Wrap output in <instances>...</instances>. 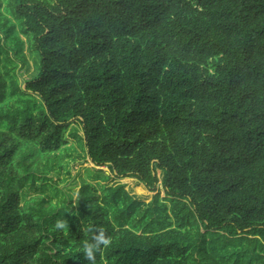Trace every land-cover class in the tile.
<instances>
[{
	"label": "trees",
	"instance_id": "1",
	"mask_svg": "<svg viewBox=\"0 0 264 264\" xmlns=\"http://www.w3.org/2000/svg\"><path fill=\"white\" fill-rule=\"evenodd\" d=\"M79 125L151 203L105 175L27 198ZM104 240L96 264H264V0H0V264Z\"/></svg>",
	"mask_w": 264,
	"mask_h": 264
},
{
	"label": "rangeland",
	"instance_id": "2",
	"mask_svg": "<svg viewBox=\"0 0 264 264\" xmlns=\"http://www.w3.org/2000/svg\"><path fill=\"white\" fill-rule=\"evenodd\" d=\"M25 39V38H23ZM23 54L25 55L27 61L30 64L29 72H24L20 78L21 88H23V81L29 78L32 73H35L34 63L30 56V50H23ZM79 128L78 138L74 136L73 127L71 126L67 133V147L62 153V158L60 160V168L51 171L47 178L48 181L37 180L35 184L31 181L28 182L26 187L24 188L27 192V198H31L34 196H45L53 202H57L59 199H63L64 194H73L74 201L76 200L77 192L79 191L81 184L83 181H86L93 186L97 185V176L105 175L103 178L109 177L108 182H102L101 185H109L113 186L115 184L124 185L125 189L130 193L131 196L135 197L137 200L149 204L152 202L153 197L156 192H150L146 189V187L138 182L134 178H121L116 179L114 174H111L110 170L106 167L101 168L94 166L91 161L86 156L83 144H82V130L81 126H77ZM61 157V155H60ZM103 170L105 174H100L99 171ZM157 177L159 178L158 190L160 191L161 198H164V192L162 190V172L156 171ZM52 180V181H51ZM138 186H142L144 190V194H137L136 188Z\"/></svg>",
	"mask_w": 264,
	"mask_h": 264
},
{
	"label": "clouds",
	"instance_id": "3",
	"mask_svg": "<svg viewBox=\"0 0 264 264\" xmlns=\"http://www.w3.org/2000/svg\"><path fill=\"white\" fill-rule=\"evenodd\" d=\"M55 227L58 230H63L68 227V224L64 220H57ZM95 239V238H94ZM104 243L107 246V241H98L97 243L85 242L83 245L84 258L89 261V264H96V252L99 251V243Z\"/></svg>",
	"mask_w": 264,
	"mask_h": 264
},
{
	"label": "water",
	"instance_id": "4",
	"mask_svg": "<svg viewBox=\"0 0 264 264\" xmlns=\"http://www.w3.org/2000/svg\"><path fill=\"white\" fill-rule=\"evenodd\" d=\"M23 89H25V86L23 85Z\"/></svg>",
	"mask_w": 264,
	"mask_h": 264
}]
</instances>
